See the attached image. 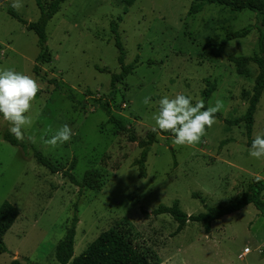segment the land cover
I'll return each instance as SVG.
<instances>
[{"label":"rangeland","instance_id":"374dc122","mask_svg":"<svg viewBox=\"0 0 264 264\" xmlns=\"http://www.w3.org/2000/svg\"><path fill=\"white\" fill-rule=\"evenodd\" d=\"M21 2L19 14L36 21L41 14L36 0ZM10 4L0 0V69L28 74L39 86L27 113L33 122L25 129L24 142L79 179L94 170L101 185L80 191L63 171L52 172L38 163L32 150L25 152L6 141L3 132L12 125L0 114V206L10 201L19 209L4 236L7 250L0 254V264L13 259L61 264L56 246L75 215L79 222L73 257L101 233L124 223L133 226L140 244L159 255L160 264H264V210L254 204L214 221L210 232L201 222L189 221L174 235V218L153 213L160 204L170 206L176 200L188 214L207 212L231 203L255 176L264 177V158L250 155L242 120L259 68L250 62L241 74L230 60L259 56V32L254 28L221 46L213 41L255 25L258 13L215 3L190 13L193 0H134L131 5L125 0H66L47 25L51 61L37 62L38 36L8 12ZM112 23L126 62L137 61L134 71L118 83L114 98L111 76L121 65ZM213 84L216 89L205 100L204 90ZM176 94L192 97L193 103L203 100L206 108L223 100L221 117L206 127L195 146L176 145L171 132L159 131L145 163L146 176L140 177L135 160L142 149L130 135L146 139L159 99ZM106 101L129 130L108 120L101 106ZM64 124L73 131L71 140L55 148L45 144ZM260 133L264 92L252 137ZM28 135L36 142H29Z\"/></svg>","mask_w":264,"mask_h":264},{"label":"trees","instance_id":"16d2710c","mask_svg":"<svg viewBox=\"0 0 264 264\" xmlns=\"http://www.w3.org/2000/svg\"><path fill=\"white\" fill-rule=\"evenodd\" d=\"M66 0H51L47 5L44 0H36L41 14L36 21H27L19 12L12 8L11 4L8 6V12L20 22H22L28 30L34 31L38 36V44L40 46V52L37 57L38 61L50 62L51 54L48 48V33L47 25L53 16L59 11L61 4ZM129 5L133 4L134 0H125ZM219 4L225 6L232 11H242L244 9H250L258 13V21L255 25L249 24L238 31L228 32L222 40H213L218 46L227 43L229 40L238 37L247 36L254 28H257L259 32L258 46L260 50L259 56H230V60L235 64L239 73L246 72L250 62H255L258 65L259 71L255 78V82L252 88V93L249 98V104L246 112L243 116V121L246 127V134L248 136V146H251L253 140L252 132L255 123V113L260 98L264 92V0H193V4L190 7V13H197L201 11L206 4ZM112 29L115 33V44L119 51L118 60L121 65V71L113 73L111 76V94L114 98L118 91V83L122 82L127 76L135 69L137 61L127 63L126 51L117 32V28L112 23ZM211 41V42H213ZM35 70L38 71L37 67ZM216 85L208 86L204 90V99L208 100L212 93L215 91ZM108 115V120L117 125L121 130H129L128 126L112 112L111 104L109 101L101 103ZM215 117H221V114L217 112ZM230 124H239V120L228 121ZM159 132V131H158ZM149 132L146 139H138L135 135H130L131 141H138L141 147V153L139 158L135 160V164L138 165L140 177L146 176L145 163L148 158L149 150L153 143L157 142V133ZM165 132V131H163ZM3 138L13 145L21 147L25 152L32 150L33 156L38 163L46 166L52 172L63 171L64 174L69 177L70 181L79 187L80 191L84 188H98L101 184L96 178L94 170H88L85 172L82 179L76 177L71 170L61 169L55 162H53L42 151L36 148L33 144H26L24 141H18L10 132L6 129L3 132ZM76 161L73 160L71 169H74ZM264 191V179L259 182L252 181L248 188L243 191L236 199L226 205H219L218 207L211 208L207 212H201L198 214H188L185 212L176 200L172 205L160 204L153 210L156 215L170 214L174 220L178 223L177 229L174 235L181 232L189 221L201 222L206 231L210 232L212 223L225 215L239 211L249 204H254L257 208L264 210V200L262 194ZM19 215V209L10 201H4L0 206V254L7 250V246L4 241L6 232L16 222ZM79 222V217L75 215L72 219L71 225L67 229L66 236L59 241L56 246V259L61 264H160L161 259L159 255L150 247L143 246L133 236L135 234L132 225L126 227L124 223H118L115 227L110 228L101 233L80 255L73 257L74 245L76 237V228ZM133 233V234H132ZM9 264H23L19 259H13Z\"/></svg>","mask_w":264,"mask_h":264},{"label":"clouds","instance_id":"9594fccd","mask_svg":"<svg viewBox=\"0 0 264 264\" xmlns=\"http://www.w3.org/2000/svg\"><path fill=\"white\" fill-rule=\"evenodd\" d=\"M11 6L19 10L23 4L21 0H11ZM38 91V83L32 76L12 68L0 69V114L12 125L9 132L18 141L25 140V129L33 122L27 113ZM143 102L148 104L149 97H145ZM223 108L224 102L221 99H217L214 106L206 108L203 100L193 103L192 97L185 94L173 97L165 95L158 101V111L151 116L155 122L151 130L171 132L176 145L195 146L206 135V127L210 128L216 122L215 114ZM72 135L71 127L64 124L44 143L55 148L70 141ZM27 139L31 143L36 142L34 135H28ZM250 155L257 159L264 158V133L253 138ZM254 179L259 182L264 177L255 176Z\"/></svg>","mask_w":264,"mask_h":264},{"label":"built area","instance_id":"2783aa9c","mask_svg":"<svg viewBox=\"0 0 264 264\" xmlns=\"http://www.w3.org/2000/svg\"><path fill=\"white\" fill-rule=\"evenodd\" d=\"M247 250H249V249H247Z\"/></svg>","mask_w":264,"mask_h":264}]
</instances>
